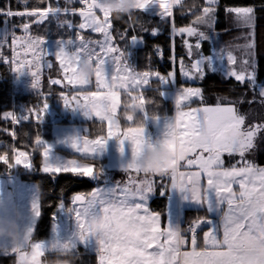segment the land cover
Instances as JSON below:
<instances>
[{
	"label": "snow or ice",
	"instance_id": "snow-or-ice-1",
	"mask_svg": "<svg viewBox=\"0 0 264 264\" xmlns=\"http://www.w3.org/2000/svg\"><path fill=\"white\" fill-rule=\"evenodd\" d=\"M19 2L24 5L19 10L10 6L0 8V17L5 18V24H8V18H24L23 23L0 33V63L9 64L17 73L28 71L31 74L33 87L38 90V102L22 114L15 111L0 113V120L13 125L28 122L38 125L48 112L51 94L60 95L66 107L82 109L85 115L98 118L94 136L73 138L72 146L79 157L63 164L52 163L51 146L39 135L34 137L31 152L33 155L37 151L41 153L43 171L54 177L71 173L92 179L101 172L92 156L104 150L109 140L119 141L121 153L125 151L126 142L131 146L132 158L124 169L129 175L126 183L117 182L76 195L73 199L72 211L79 227L77 235L81 242L95 238L98 264H264V167L248 158L256 147V140L264 136V120L254 121L251 112L241 110L244 104L264 107V83L259 80L257 58L260 43L256 8L224 7L225 15L231 16L237 27L246 29L245 42L225 46L213 58L203 55L202 47L204 41L211 38L210 33H215L221 0H205L203 5L189 6L183 0H148L146 7L137 10L135 22L124 16L127 27L122 31L114 28V22L121 20H116L106 8L99 6L103 0H64L63 5L60 0L55 4L52 0H37V5L32 7L28 6L29 0ZM77 3L80 6L73 7ZM152 8L174 34L170 57L173 64L177 62L174 37L184 38L190 63L185 65L181 59L179 64L180 73L186 80L202 81L210 65L214 64L226 72V78L238 82L245 90L243 96H220L215 104L208 105L204 103L200 87L181 86L175 96V116L165 118L159 137L174 143L187 155L173 171L164 175L145 173L139 163L153 139L147 134L146 124L150 119L157 122L160 119L155 112L149 114L148 105L154 101L144 93L154 80L173 82L177 73L173 68L162 74L150 63L146 68L138 69L130 61L133 46L143 41L137 32L159 34V28H149L150 22L142 19V14ZM174 10L181 14L194 13L195 20L189 25L177 26ZM76 16L80 18L79 22L73 23L71 17ZM50 18H55L58 26L69 31L75 29L73 35L59 39L54 53L49 51L45 36L31 31L33 25L44 24ZM17 28L23 35H17ZM89 31L100 34L101 38L85 35ZM192 37H195L194 43L189 42L188 38ZM9 40L11 56L5 53ZM233 49L242 51V58H238ZM156 51L162 59V49L157 46ZM54 61L58 62L57 74L49 75L47 83L43 84V68L52 70ZM84 63H91L96 70L90 83L76 81V74ZM122 92L126 97L123 106ZM247 93H251L250 98ZM197 101L199 104L193 106ZM137 106L141 109L140 115H132V109ZM122 119L125 121L123 127ZM0 131L13 138L16 136L14 128H0ZM0 149H3L0 162L25 168L33 166L29 151L3 144ZM226 156L239 159L231 166H225ZM193 168L196 170H191ZM88 169L95 171L89 175ZM157 183L165 190L172 188L185 193V199L190 196L205 206L209 214L196 217L187 228L174 226L169 221L162 229L161 215L147 207L148 195ZM197 189L198 196L195 195ZM33 207L37 209L36 205ZM36 214L40 212L37 210ZM214 215L218 219H213ZM93 217L102 221L100 232H93L88 225L89 218ZM68 248L76 249L72 239H56L45 244L35 241L33 229L29 228L24 243L8 255L17 256V264H41L46 252L59 254Z\"/></svg>",
	"mask_w": 264,
	"mask_h": 264
},
{
	"label": "trees",
	"instance_id": "trees-1",
	"mask_svg": "<svg viewBox=\"0 0 264 264\" xmlns=\"http://www.w3.org/2000/svg\"><path fill=\"white\" fill-rule=\"evenodd\" d=\"M56 0H52L55 4ZM186 6L189 5H203L205 0H183ZM61 5H63L64 0H60ZM37 0H29V7L36 6ZM254 6L257 13V40L260 43V51L258 53L259 62V80L264 83V0H221L219 8V17L221 18V24L217 26L218 31L224 36V41H233L238 34L236 30H232L229 27V22L227 21V16L224 12L225 6ZM11 7L13 10H19L24 7L19 0H0V8ZM43 7L44 5H40ZM77 3L73 7H79ZM198 14V13H196ZM116 20L114 22V28L118 31H122L127 25L123 21L124 16L131 17L132 21L137 20V11L131 13L127 12H113L111 14ZM175 22L177 26H186L195 20L194 13L181 14L179 11H174ZM3 17H0V28L8 26L11 28L12 25H19L24 22V18L13 17L8 18V24H5ZM142 19L150 22L147 26L149 28L157 27L160 29L159 34L153 35L150 31L137 32L136 34L143 37L141 44L133 46L131 50L132 55V65L138 69L146 68L149 63L151 67L155 70H159L162 74H167L169 71L173 70L172 62L170 57L173 55L172 51V39L170 26L167 23L162 22V18L155 15L153 12H145L142 14ZM231 29V31H230ZM31 31L33 34H39L45 36L47 41L59 40L61 37L67 38L69 35H73L72 31L58 26L57 20L55 18H50L44 24L33 25ZM130 35L132 33H129ZM181 39L176 37L174 53L176 56V61L180 58L188 60L185 55ZM123 42H121V47H123ZM163 51V58H159L157 55L156 47ZM8 56H11L9 51L6 52ZM176 69V91L184 86H198L202 88L205 104H213L214 100L220 96H229L235 98L237 96H243L245 90L241 88L238 82L233 79H226L218 73H208L202 79L200 83H191L189 81H183L181 79L180 69L175 66ZM175 81V80H174ZM173 82H170L169 86L161 87L158 83L154 82V85L145 89V96L154 101L153 104L148 105L149 114L155 112L158 117H172L176 113V105L174 106L173 99L168 93L172 92ZM47 83V78L44 80V84ZM56 90L59 91V86H56ZM135 94V93H134ZM60 95L51 94L48 97V102L55 106L56 101L59 99ZM247 97H251V93H247ZM126 97L122 95V106ZM38 102L37 92L22 93L15 89L13 83V73L9 64L0 63V113H7L9 111H15L18 114L25 113L28 109L35 106ZM199 101L193 104L197 106ZM246 111L251 112L252 119L254 121L264 120V107L256 105L244 104L242 106ZM59 109V108H58ZM140 107L132 109V115L137 114L139 116ZM122 124L124 126L125 121L122 119ZM61 124H72L68 120L59 121ZM89 125L90 133L88 135H95L98 130V122L91 121L87 122ZM0 128H8L9 130L15 129L16 136L13 138L11 135L0 131V144L5 146L12 145L17 150L29 151L30 158L33 160V166L27 169L23 166L15 167L14 165L5 164L0 162V176H8L16 174V177H20L24 181L36 183L40 192V206L41 215L39 222L36 227V233L34 239L44 240L49 237V231L52 223V216L56 213L58 206L63 202L69 205L73 196L77 194H87L93 191L97 185L93 182L87 180L86 178H81L71 173H60L55 177L52 174L42 172V162L43 158L39 151L34 155L31 152V148L34 145V137L39 135L46 145H51L53 141L52 136V123L48 120H42L38 125L32 122L22 123L20 125H13L8 121L0 120ZM259 141L256 143V150L258 152V161L261 166H264V136L259 137ZM260 142V143H259ZM3 149H0L2 151ZM58 153L70 156L68 151L57 149ZM227 159V158H226ZM233 161H236L233 159ZM96 167L101 169V172H106L108 170L106 160H96L93 159ZM227 165H232L229 163V159L226 160ZM95 171V170H94ZM159 193V191H158ZM157 193V194H158ZM151 207L155 211L165 214L166 198L159 197L155 198L151 202ZM206 216L205 209H187L183 213L182 227L186 228V225L193 221L196 217ZM199 234V233H198ZM77 258L74 264H98V254L93 253L85 248H79L73 251ZM61 253V252H60ZM58 254H46L44 258L45 264H52L56 259H64ZM0 264H17V257L14 255H0Z\"/></svg>",
	"mask_w": 264,
	"mask_h": 264
},
{
	"label": "rangeland",
	"instance_id": "rangeland-1",
	"mask_svg": "<svg viewBox=\"0 0 264 264\" xmlns=\"http://www.w3.org/2000/svg\"><path fill=\"white\" fill-rule=\"evenodd\" d=\"M124 2H125V0H103V3H100L99 6L106 8L108 10V12L110 14H112L113 11L114 12H124L125 10H121L120 7H115V8L111 7V5H113V4L121 5ZM147 3H148V0H131V4H132L133 8L146 7ZM116 10H119V11H116ZM137 10L138 9L134 10V12ZM148 11L153 12L155 15H157L156 14L157 10H148ZM125 12L131 13L133 11H125ZM217 15H218V20H217V23L215 25V33H210L211 38L208 40H205L203 43V47H202V54L205 56L213 57V58L217 57L219 50L225 46L243 45L245 42L243 37H244V34L246 32V29L237 27L233 23L231 16H227V21L229 22L228 23L229 27L232 30H236V32H238V34L236 35L235 39L233 40L235 42H229V43L225 42L224 36L222 35V33H220L218 31V28H217V26L220 25L222 22L221 18L219 17V10H218ZM71 19H72L73 23H78L80 18L78 16H76V17H71ZM7 28H8V26L0 28V33L5 31ZM231 29H230V31H231ZM204 30H206V29H204ZM71 31L74 33L75 29H73ZM16 33H17V35H23L22 30H20L19 28L16 29ZM85 35L90 36L93 39H100L101 38L100 34L92 33L90 31L86 32ZM173 36H174V34L171 32L172 42H173ZM176 37L182 40L181 41L182 48H183L185 55L188 58V60L180 58L178 60V62H176L175 64L172 63L173 68H175V66L177 65L178 69H180L179 61L181 59H183L184 64L188 65L190 63V58L187 54V47L183 43L184 38L180 37L179 35H175V37H174L175 40H176ZM188 39H189V42H192V43L195 42V37L188 38ZM58 41L59 40L47 41L48 48H49V51L51 53H54L56 51V46H57ZM139 44H141V43H138L134 46H137ZM10 46H11V40H9L8 45L5 46V53L7 51H9L11 53ZM17 50H20L19 46H17ZM233 50H234V54H236L238 56V58H242V56H243L242 51H240L239 49H233ZM172 51H173V49H172ZM194 54H195V50H194ZM174 55H175V53H174ZM29 58H31V57H29ZM131 59H132V55L130 53V61H131V63H133L134 61H132ZM85 64L92 66L91 63H84L83 65H85ZM57 66H58V62L54 61V68L52 70H49L46 66L43 68V76L41 77L43 84H44V80L49 75H56L57 74ZM95 72H96V70H95ZM95 72H94V75H95ZM12 73H13V83H14L15 89L17 91L22 92V93L38 92V90L33 87V77L31 76V74L28 71H25L23 73H17V72L12 70ZM208 73H218V74H220L226 78V72H222L218 67H215L214 64L210 65L209 70L207 71V74ZM93 76H89L85 72L81 71V68H80L79 72L76 74V81L78 83H90ZM204 77H205V75L203 76V78ZM181 79L183 81H189L191 83H197V84L202 82L201 80H186V78L182 74H181ZM226 79H228V78H226ZM154 82L158 83L161 87H166V86H169V84H170V82L163 83V82L154 80L152 82V86L154 85ZM175 82H176V77H175V81L172 85V92L168 93L169 95H171L174 103H175V96L179 91V90L176 91ZM91 87H93V90H94V85ZM193 87H198V86H193ZM122 95H123V92L121 94V99H122ZM216 101H217V99H216ZM216 101L214 100L213 104H215ZM204 103H205V101H204ZM121 104H122V101H121ZM208 105H210V104H208ZM211 105H212V103H211ZM174 106H175V104H174ZM175 110L176 109L174 107V111ZM241 110L245 111V112H249L243 108ZM174 116H175V114H174ZM174 116H172V117H174ZM159 118H160L159 122L153 121L150 119L149 122L146 124V131H147L148 135H150L151 131L155 135L156 134L161 135L162 128H163V122H164L165 118H171V117H159ZM43 120H48L52 123L53 141H52V144L50 145L51 149H52V151L50 153V160L52 163H59V164H63L64 162H66L68 160L79 157L80 154L72 146L73 138L83 137L85 135H88V133H90V131H92V129H90L89 125H87V122H91V121L98 122V118H96L94 116L85 115V112L82 109H73L71 107H66L63 103V99L61 98V96L56 101L55 106H52L49 103L48 112H47V114ZM61 120H68V121L72 122V124H66V125L61 124V123H59V121H61ZM121 124H122V121H121ZM122 127H123V124H122ZM153 139H152V142H151L149 148H152L153 150H155L156 147L162 146L166 149L167 153L169 154V159L164 162V166L161 168H167V169L174 170L178 166L180 160L186 159L187 154L181 150L178 151V157L176 159V156L174 155L175 150H174L173 143H168L163 138L161 139V141H154ZM259 139L260 138H258L256 140L255 144L257 143V141H259ZM160 142H163V144H161ZM119 148H120L119 141L117 139L113 138V139L109 140L107 147L104 150H102L101 152H99L97 154H93L92 159L106 160L107 166H108V170L106 172H102L92 179L86 178L87 180H89V181H91L97 185V187L95 189L105 187V186L114 185V182L108 183L109 178L113 179V181L118 180L119 183L123 184L122 181H124V178L119 177L120 175L119 176H115V175H116V172L118 169L126 166L130 162V160L132 158V151H131L130 144L127 142L125 144V151L123 153L120 152ZM57 149L66 150L71 155L67 156V155L58 153ZM248 158L253 159L259 166H261L259 164V161H258V152H257L256 148H254L252 150V154ZM224 159H225V166H227V163H226L227 159H229V163L235 162V161H233V157H228L227 159L225 157ZM42 166H43V162H42ZM15 167H19V166L15 165ZM261 167H264V166H261ZM27 169H30V168H27ZM191 170L195 171L196 169L193 168ZM93 171H94L93 169L87 170L89 175H91ZM42 172L45 173L43 171V167H42ZM12 175L16 176V174H12ZM0 190H1V192H0V200H1L0 217L15 218L17 212L21 213L23 223L27 228V232H28L29 228L33 229V239H34V235L36 233V227H37V224L39 222L40 215H41L40 192H39V189H38L36 183L24 181L20 177H17V179H15V180H11V181L9 180V181L5 182V180L3 178H1V176H0ZM170 191L172 194H174V189L171 188ZM77 195H81V194H77ZM195 195H197V196L199 195L198 189H197ZM73 199H74V196H73L69 205H66L65 203L62 202L58 206L56 213L52 216L53 221L51 223V227H50V231H49V237L47 239H44V240L34 239L35 241L43 242L45 244H50L52 241H54L56 239H60L62 241L72 239L73 242L76 244V249L73 250L71 248L72 251H76L81 247L93 249L94 242H95L94 237L89 238L85 242H81L79 240V237L77 235V233L79 232L78 222L76 221L75 215L72 211V208L74 206L73 205ZM172 202L173 201H171L170 203H172ZM193 204L197 207L202 205L201 203L196 202V201H194ZM34 205L37 206V209H34V207H33ZM37 210L40 212L39 215L36 214ZM88 225H89V221H88ZM91 230L93 232L95 231L94 228H91ZM46 254H48V253L46 252ZM46 254H45V256H46ZM45 256L43 257V261H44ZM43 261L41 258V264H43ZM17 262H18V257H17Z\"/></svg>",
	"mask_w": 264,
	"mask_h": 264
},
{
	"label": "clouds",
	"instance_id": "clouds-1",
	"mask_svg": "<svg viewBox=\"0 0 264 264\" xmlns=\"http://www.w3.org/2000/svg\"><path fill=\"white\" fill-rule=\"evenodd\" d=\"M111 7H120L121 10L134 11L131 0H125L121 5H111ZM81 71L89 76H93L95 69L91 65H82ZM161 144L163 142H160ZM169 159V154L162 146H158L153 150L147 147L143 152L139 161L143 169H156L163 167L164 162ZM102 221L99 218H89V227L94 228L96 232H100ZM27 234V228L23 223L22 214L17 212L15 218L0 217V255H8L13 248L19 247L24 243V237ZM64 259H56L52 264H74L76 259L75 253L71 248L60 253Z\"/></svg>",
	"mask_w": 264,
	"mask_h": 264
},
{
	"label": "crops",
	"instance_id": "crops-1",
	"mask_svg": "<svg viewBox=\"0 0 264 264\" xmlns=\"http://www.w3.org/2000/svg\"><path fill=\"white\" fill-rule=\"evenodd\" d=\"M143 8H133V9L136 10V9H143ZM149 10H156V9L152 8V9H149ZM116 11H119V10H116ZM125 11H129V10H125ZM150 136L152 138H154L153 139L154 141H161V139H162V137H159L160 134H156L155 135L152 131L150 132ZM173 146H174V150H175L174 155L176 156V159H177L179 150L177 149V147H176V145L174 143H173ZM226 158H228V157L226 156ZM233 159L237 160V159H239V157H233ZM234 163H232V164H234ZM227 166H229V165H227ZM125 167L126 166L118 169L117 172H116V175H115V176H119L120 175L119 177L124 178V181H122V183H126L128 178H129V175L127 173H125V170H124ZM142 171H144L145 173H155L156 175H164L166 172H171L173 170L159 167V168H156L154 170L153 169H143ZM133 175H135V174H133ZM1 178H3L5 180V182H7L9 180L11 181V180L17 179V177L14 176V175L1 176ZM156 180L159 181V177H157ZM113 182H114V184H116L119 181L118 180L113 181V179H110V178L108 179V183H113ZM165 183H167V181H165ZM236 187L237 186H234V188H236ZM170 190H171V188L165 190L162 186L159 185V183H157L156 186H155V190L151 194H149L148 198H147V207H148V209L150 211H152L153 213H159L161 215V228L162 229L166 227V224L169 221L174 226L175 225H179L181 228H183L182 227L183 213L187 209H205L206 215L209 214L208 213V209L205 206H203V205H201L199 207L195 206L193 204L194 201L190 198V196H189L188 199H185V195H186L185 193H182L179 190L174 189V194H172ZM158 191H159V193H158ZM0 192H1V190H0ZM157 193L159 194V197L166 198L165 214H162V213H160L158 211H155L154 209H152V207L150 205L151 202L155 198H157V195H158ZM171 201H173V202L170 203ZM0 203H1V200H0ZM213 219H218V216L216 217L214 215ZM101 228H102V225H101ZM94 232H96V231H94ZM199 235H202V233H199ZM94 241L95 242H94L93 249L92 248H86V247H81V248L88 249L89 251L97 254V243H96L95 238H94ZM42 261H43V257H42ZM43 264H45L44 261H43Z\"/></svg>",
	"mask_w": 264,
	"mask_h": 264
},
{
	"label": "built area",
	"instance_id": "built-area-1",
	"mask_svg": "<svg viewBox=\"0 0 264 264\" xmlns=\"http://www.w3.org/2000/svg\"><path fill=\"white\" fill-rule=\"evenodd\" d=\"M189 226V224L186 225V228Z\"/></svg>",
	"mask_w": 264,
	"mask_h": 264
}]
</instances>
